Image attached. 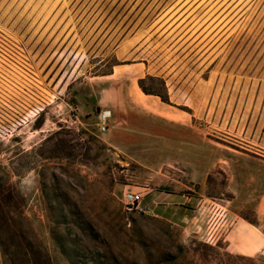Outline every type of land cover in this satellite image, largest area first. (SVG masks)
Instances as JSON below:
<instances>
[{
    "label": "rangeland",
    "instance_id": "1",
    "mask_svg": "<svg viewBox=\"0 0 264 264\" xmlns=\"http://www.w3.org/2000/svg\"><path fill=\"white\" fill-rule=\"evenodd\" d=\"M259 156L264 0H0V264H264L122 202Z\"/></svg>",
    "mask_w": 264,
    "mask_h": 264
},
{
    "label": "crops",
    "instance_id": "2",
    "mask_svg": "<svg viewBox=\"0 0 264 264\" xmlns=\"http://www.w3.org/2000/svg\"><path fill=\"white\" fill-rule=\"evenodd\" d=\"M106 141L110 147L120 148L113 136ZM256 159L260 162L239 167L228 164L233 168L224 192L208 194L201 186L202 193L193 194L178 181L172 188L142 189V206L149 215L229 256L264 259V174H253L264 170V156ZM253 178L262 184L253 185Z\"/></svg>",
    "mask_w": 264,
    "mask_h": 264
},
{
    "label": "built area",
    "instance_id": "3",
    "mask_svg": "<svg viewBox=\"0 0 264 264\" xmlns=\"http://www.w3.org/2000/svg\"><path fill=\"white\" fill-rule=\"evenodd\" d=\"M40 112L36 111L34 116L36 117ZM112 118V111L101 110L98 114V129L100 133L105 134L109 131V120ZM144 195L141 192H134L132 190H125L122 194V202L125 205V200H136V207L127 208L132 211H147L142 206Z\"/></svg>",
    "mask_w": 264,
    "mask_h": 264
},
{
    "label": "bare ground",
    "instance_id": "4",
    "mask_svg": "<svg viewBox=\"0 0 264 264\" xmlns=\"http://www.w3.org/2000/svg\"><path fill=\"white\" fill-rule=\"evenodd\" d=\"M145 107H146V109L152 111V109L150 107H148V106H145ZM125 204L128 206V208H134V207H136V200H125ZM141 212L148 213L146 211H141Z\"/></svg>",
    "mask_w": 264,
    "mask_h": 264
},
{
    "label": "trees",
    "instance_id": "5",
    "mask_svg": "<svg viewBox=\"0 0 264 264\" xmlns=\"http://www.w3.org/2000/svg\"><path fill=\"white\" fill-rule=\"evenodd\" d=\"M164 101V100H163ZM164 102H166V101H164Z\"/></svg>",
    "mask_w": 264,
    "mask_h": 264
}]
</instances>
